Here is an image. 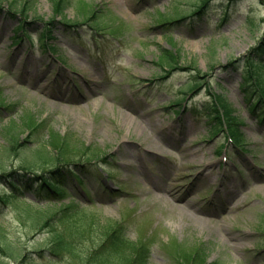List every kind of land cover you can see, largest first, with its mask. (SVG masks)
<instances>
[{
    "label": "rangeland",
    "instance_id": "1",
    "mask_svg": "<svg viewBox=\"0 0 264 264\" xmlns=\"http://www.w3.org/2000/svg\"><path fill=\"white\" fill-rule=\"evenodd\" d=\"M197 1L66 0L65 17L52 0L26 10L29 0H0V105L14 106L0 108V126H18L25 143L9 149L0 134V173L50 168L48 138H68L75 160L90 145L102 167L84 171L83 211L123 221L151 264H193L201 253L210 263L264 264V82L244 58L264 59V0H209L203 13L164 24ZM80 3L89 18L78 16ZM164 48L180 52L176 67L162 66ZM216 94L239 119L244 149L227 144ZM0 219L42 263L16 212L4 207Z\"/></svg>",
    "mask_w": 264,
    "mask_h": 264
},
{
    "label": "trees",
    "instance_id": "2",
    "mask_svg": "<svg viewBox=\"0 0 264 264\" xmlns=\"http://www.w3.org/2000/svg\"><path fill=\"white\" fill-rule=\"evenodd\" d=\"M24 3V9L29 8ZM57 14H63L68 4L66 0H52ZM209 0H199L194 13L202 12L208 5ZM80 3L78 16L89 18L91 7H85ZM185 15L176 14L172 17L173 22H180ZM169 24V23H166ZM72 25V24H71ZM179 52V51H178ZM180 52L177 54L179 55ZM176 51L164 48L161 50L160 61L165 67L173 68L180 62L176 57ZM248 70L258 73L259 79L264 82V62L258 63L253 57H247ZM198 84V82H197ZM190 87V85H189ZM192 87V88H191ZM190 88H195V85ZM197 87V86H196ZM264 88V87H263ZM215 103V118L223 123V118L230 129L231 134L241 140L239 119L232 113V106L220 94H216L212 104ZM18 126L7 133L9 149L16 150L19 145ZM56 146L54 152H48L45 159L49 163L48 169L37 172L34 166L23 164V171L13 169L0 173V180L5 182L4 191H0V213L4 207H11L17 218L25 225L24 234L32 238L35 244L37 257H44L40 264H58L64 261L66 264H151L149 249L143 243L134 242L127 234L126 224L121 220L105 218L95 219L96 215L86 214L78 201H64L67 196L69 182H77L85 187V178L82 170L89 167L88 163L76 161L68 157L63 142ZM53 143V142H52ZM41 155V154H40ZM98 155L91 146H84L80 157L90 159L89 156ZM22 187H37L39 197L37 200L27 198ZM95 219V220H91ZM80 221L74 225V221ZM10 225L0 220V264H39L37 259L30 257L27 252L26 242L17 238L13 239L8 231ZM13 230V229H12ZM34 236V237H32ZM37 246V247H36ZM201 254L192 255L193 264H218L208 262ZM189 257V256H188ZM41 259V258H40Z\"/></svg>",
    "mask_w": 264,
    "mask_h": 264
}]
</instances>
